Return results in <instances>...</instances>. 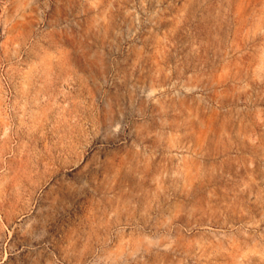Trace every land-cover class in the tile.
I'll return each instance as SVG.
<instances>
[{"label":"rangeland","instance_id":"obj_1","mask_svg":"<svg viewBox=\"0 0 264 264\" xmlns=\"http://www.w3.org/2000/svg\"><path fill=\"white\" fill-rule=\"evenodd\" d=\"M0 264H264V0H0Z\"/></svg>","mask_w":264,"mask_h":264}]
</instances>
